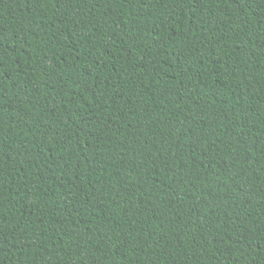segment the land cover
<instances>
[{
    "label": "trees",
    "instance_id": "16d2710c",
    "mask_svg": "<svg viewBox=\"0 0 264 264\" xmlns=\"http://www.w3.org/2000/svg\"><path fill=\"white\" fill-rule=\"evenodd\" d=\"M0 264H264V0H0Z\"/></svg>",
    "mask_w": 264,
    "mask_h": 264
}]
</instances>
